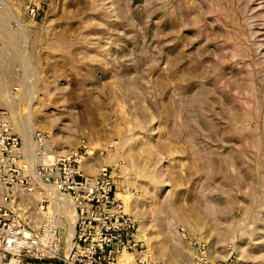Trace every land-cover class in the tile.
Segmentation results:
<instances>
[{
	"label": "rangeland",
	"instance_id": "374dc122",
	"mask_svg": "<svg viewBox=\"0 0 264 264\" xmlns=\"http://www.w3.org/2000/svg\"><path fill=\"white\" fill-rule=\"evenodd\" d=\"M0 106L108 166L160 264H264V0H0Z\"/></svg>",
	"mask_w": 264,
	"mask_h": 264
},
{
	"label": "built area",
	"instance_id": "2783aa9c",
	"mask_svg": "<svg viewBox=\"0 0 264 264\" xmlns=\"http://www.w3.org/2000/svg\"><path fill=\"white\" fill-rule=\"evenodd\" d=\"M32 139L28 152L0 106V264H118L124 253L133 257L128 264H160L145 253L108 166L88 178L79 150L49 154L40 132ZM35 193L40 199L32 205ZM54 199L75 207L73 233L62 252L61 220L47 212ZM199 251L195 264H225L207 261Z\"/></svg>",
	"mask_w": 264,
	"mask_h": 264
},
{
	"label": "bare ground",
	"instance_id": "6f19581e",
	"mask_svg": "<svg viewBox=\"0 0 264 264\" xmlns=\"http://www.w3.org/2000/svg\"><path fill=\"white\" fill-rule=\"evenodd\" d=\"M57 203H58V202L54 199V207H53V206L50 207V209H51V211H52L51 213L53 214L54 211H57V210H58V212H59V211H62L63 213L67 211L68 215L71 217V218H70V217H69V218H64V217H61V216H60L59 213H61V212L57 213L58 217H59L60 220H61V228H62L61 232H62V237H63V239H64V242L68 245V241H69L70 237L72 236V234L69 235V237H68L67 229H69L70 232L73 231V225H74V221H75V219H76L75 207H74V205H73L72 203H70V202H65V203H63L61 206H58ZM69 208H71V209H69ZM66 209H67V210H66ZM62 216H63V215H62ZM70 220L73 222L72 225H71V229L67 226V225H68V222H70ZM70 223H71V222H70ZM72 233H73V232H72ZM128 255H130V254H128ZM131 256H132V255H131ZM123 261H124V260H123ZM118 263H119V260H118ZM126 263H127V262H126ZM124 264H125V263H124Z\"/></svg>",
	"mask_w": 264,
	"mask_h": 264
},
{
	"label": "water",
	"instance_id": "95a60500",
	"mask_svg": "<svg viewBox=\"0 0 264 264\" xmlns=\"http://www.w3.org/2000/svg\"><path fill=\"white\" fill-rule=\"evenodd\" d=\"M61 236H62V232H61ZM61 240H62V245H61V252L64 250V239L63 237H61Z\"/></svg>",
	"mask_w": 264,
	"mask_h": 264
},
{
	"label": "crops",
	"instance_id": "0c3cea01",
	"mask_svg": "<svg viewBox=\"0 0 264 264\" xmlns=\"http://www.w3.org/2000/svg\"><path fill=\"white\" fill-rule=\"evenodd\" d=\"M44 264H57V263L47 262V263H44Z\"/></svg>",
	"mask_w": 264,
	"mask_h": 264
}]
</instances>
